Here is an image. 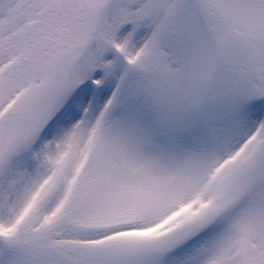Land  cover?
I'll return each instance as SVG.
<instances>
[{
    "label": "snow or ice",
    "instance_id": "6c2138e0",
    "mask_svg": "<svg viewBox=\"0 0 264 264\" xmlns=\"http://www.w3.org/2000/svg\"><path fill=\"white\" fill-rule=\"evenodd\" d=\"M0 264H264V0H0Z\"/></svg>",
    "mask_w": 264,
    "mask_h": 264
}]
</instances>
